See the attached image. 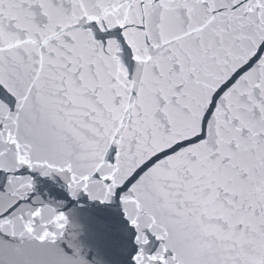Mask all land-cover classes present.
I'll return each mask as SVG.
<instances>
[{
    "label": "snow or ice",
    "instance_id": "obj_1",
    "mask_svg": "<svg viewBox=\"0 0 264 264\" xmlns=\"http://www.w3.org/2000/svg\"><path fill=\"white\" fill-rule=\"evenodd\" d=\"M0 264H264V0H0Z\"/></svg>",
    "mask_w": 264,
    "mask_h": 264
}]
</instances>
